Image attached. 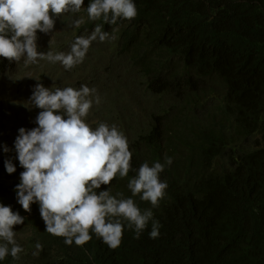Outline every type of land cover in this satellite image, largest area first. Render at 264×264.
<instances>
[{
	"label": "trees",
	"instance_id": "obj_1",
	"mask_svg": "<svg viewBox=\"0 0 264 264\" xmlns=\"http://www.w3.org/2000/svg\"><path fill=\"white\" fill-rule=\"evenodd\" d=\"M90 2L54 17L51 32L38 31V51L68 52L77 36L104 24L89 19ZM134 3L137 16L104 24L109 38L93 41L83 63L71 70L46 60L25 66L0 57V83L9 85L0 113H14L13 123L27 129L23 122L33 124L42 111L31 100L38 83L97 89L101 103L87 121L117 125L133 154L128 176L100 190L132 197L128 183L142 163L173 159L160 174L166 194L152 209L160 236L150 238V222L136 238L124 222L122 243L112 249L92 232L82 246L46 232L39 203L30 212L18 203L24 168L16 135L0 139V204L25 217L14 226L24 251L0 264H264V0ZM8 160L16 168L11 174ZM132 198L142 210L152 207L139 195Z\"/></svg>",
	"mask_w": 264,
	"mask_h": 264
},
{
	"label": "clouds",
	"instance_id": "obj_2",
	"mask_svg": "<svg viewBox=\"0 0 264 264\" xmlns=\"http://www.w3.org/2000/svg\"><path fill=\"white\" fill-rule=\"evenodd\" d=\"M83 5L84 0H0V57L18 64L23 61L25 66L46 60L71 70L83 63L93 41L109 38L104 24L115 25L138 14L134 0H91L87 6L89 19H102L104 24H97L90 35L77 36L68 52L38 51L37 32H51L54 17L79 12ZM81 22L76 20L75 26ZM2 84L7 81L0 83V93ZM31 100L42 111L33 124L30 119L23 122L27 129L18 125L10 137L18 135L15 149L24 168L16 187L23 209L30 212L31 205L38 202L46 232L64 237L67 245H84L92 239V232L115 249L122 243L124 222L135 231L136 238L151 222L150 238H158L161 224L154 219L152 209L166 194L168 184L160 174L173 159L166 156L163 163L156 161L151 166L145 161L130 179L132 197L139 195L152 206L142 210L132 197L112 195L110 188L100 190L117 176H128L133 154L127 136L117 125L100 122L93 127L87 121L93 106L101 103L97 89L87 84L78 89L47 88L38 83ZM31 125L38 127L30 129ZM4 151L10 149L5 145ZM5 164L8 173L16 171L11 160ZM24 221L18 211L0 204V260L9 255L20 259L24 249L15 239L14 226ZM35 247L39 250L42 245L37 242Z\"/></svg>",
	"mask_w": 264,
	"mask_h": 264
},
{
	"label": "rangeland",
	"instance_id": "obj_3",
	"mask_svg": "<svg viewBox=\"0 0 264 264\" xmlns=\"http://www.w3.org/2000/svg\"><path fill=\"white\" fill-rule=\"evenodd\" d=\"M1 88H2V92L0 93V102H2L4 100V98H2V95L7 91V89L9 88V85L8 84H2ZM21 113L24 116H28L29 110L24 109L23 111H21ZM13 115H14V113L7 111L2 116L4 123H5V127L3 129H1V131H0V139H10L12 132L18 126L17 124L13 123V121H12ZM19 118H20V121L27 119V118H22L20 115H19ZM1 133H2V135H1Z\"/></svg>",
	"mask_w": 264,
	"mask_h": 264
}]
</instances>
